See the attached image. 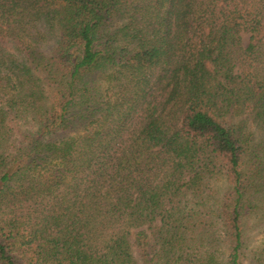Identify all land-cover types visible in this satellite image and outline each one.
<instances>
[{"label": "trees", "instance_id": "16d2710c", "mask_svg": "<svg viewBox=\"0 0 264 264\" xmlns=\"http://www.w3.org/2000/svg\"><path fill=\"white\" fill-rule=\"evenodd\" d=\"M0 215V264H264V0H0Z\"/></svg>", "mask_w": 264, "mask_h": 264}, {"label": "rangeland", "instance_id": "374dc122", "mask_svg": "<svg viewBox=\"0 0 264 264\" xmlns=\"http://www.w3.org/2000/svg\"><path fill=\"white\" fill-rule=\"evenodd\" d=\"M248 34L242 33L241 34V43L242 45H246L248 42ZM27 127L22 125L21 126V130H25ZM219 190L221 191L222 187L219 185ZM6 212L8 213V209L6 210ZM6 216V215H5ZM0 217H2V215H0ZM245 228L249 229L247 232V240H246V253L248 254L251 249H254L256 246L259 245L260 241H261V231H260V227L255 225V221L252 220L250 221L248 224H246ZM247 254L245 256V258L243 257V262L242 264H247ZM137 264H151V263H146L143 261V259H141L140 257L137 259Z\"/></svg>", "mask_w": 264, "mask_h": 264}]
</instances>
